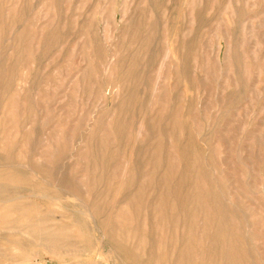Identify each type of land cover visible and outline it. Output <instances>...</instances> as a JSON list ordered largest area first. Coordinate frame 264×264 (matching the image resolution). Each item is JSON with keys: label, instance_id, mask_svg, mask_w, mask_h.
<instances>
[{"label": "rangeland", "instance_id": "rangeland-1", "mask_svg": "<svg viewBox=\"0 0 264 264\" xmlns=\"http://www.w3.org/2000/svg\"><path fill=\"white\" fill-rule=\"evenodd\" d=\"M0 264H264V0H0Z\"/></svg>", "mask_w": 264, "mask_h": 264}]
</instances>
